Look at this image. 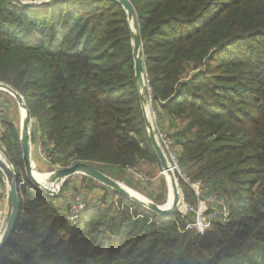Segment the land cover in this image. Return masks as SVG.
<instances>
[{"label": "trees", "instance_id": "obj_1", "mask_svg": "<svg viewBox=\"0 0 264 264\" xmlns=\"http://www.w3.org/2000/svg\"><path fill=\"white\" fill-rule=\"evenodd\" d=\"M129 1L156 124L174 128L166 132L179 145L184 200L217 194L229 215L200 234L185 228L195 214L160 218L101 185L71 224L68 202L57 200L66 183L55 196L31 184L18 133L4 122L0 150L18 175L20 214L0 264H264V0ZM0 83L23 97L52 166L83 161L110 175L159 163L119 2L26 9L0 0Z\"/></svg>", "mask_w": 264, "mask_h": 264}, {"label": "water", "instance_id": "obj_2", "mask_svg": "<svg viewBox=\"0 0 264 264\" xmlns=\"http://www.w3.org/2000/svg\"><path fill=\"white\" fill-rule=\"evenodd\" d=\"M56 1L59 0H42V1L13 0V2L17 6L26 9L38 8ZM115 1L119 2L122 8L124 9L126 13L127 21L129 23L131 44H132V55L134 60V77L139 92V100L142 107L148 139L150 141L152 149L154 150V153L158 158L160 168L162 169L163 172L168 171L169 174H171V178L169 179V182L171 183L172 186L173 200L170 206L164 207L163 205H158L148 200H144L132 196L122 183L114 180L113 178L99 171L93 165L83 161H76L68 166H63L61 168H58L50 172L49 174H47V178L45 181L37 179L35 177V171L33 170L31 158H30L29 111L23 101L22 96L18 94L15 90H13L12 88H10L9 86L3 83H0V89L13 95L20 103L21 108L24 109L25 111V116L22 119V123H21L20 147L22 152V156H21L22 162L24 166V176L31 184H33L35 187L42 190L46 194L50 196H55L58 194L63 182L68 177H70L74 173H82L88 176L89 178H91L92 180L130 199L135 204H138L148 209L149 211L158 215L160 218H165L166 216H169L176 211V206L180 201L179 192H178L179 188L175 183V175L174 172L171 171L170 169L168 159L157 141L153 120L152 118H150L148 112L146 111V106L148 103L146 97L142 92V89L145 87V84H143V74H144L145 66H144L141 38L139 33H137L138 26L136 22L135 10L129 0H115ZM131 20L134 21L133 28L135 29L136 33L133 32V29L130 26ZM0 171L3 174L4 178H6L8 184V198L10 202V211L8 214V218L5 223L4 230L0 236V250H1L4 247V245L7 244L12 232L15 229L16 221L20 214V211H19V197H18L17 183H16L18 179V175L11 168L10 164L6 160H4L1 156H0Z\"/></svg>", "mask_w": 264, "mask_h": 264}, {"label": "rangeland", "instance_id": "obj_3", "mask_svg": "<svg viewBox=\"0 0 264 264\" xmlns=\"http://www.w3.org/2000/svg\"><path fill=\"white\" fill-rule=\"evenodd\" d=\"M38 1H42V0H38ZM133 22H134L133 20L130 21V26L133 29V32L136 33L135 29L133 28ZM137 33H139L138 28H137ZM145 73L147 74L146 69L144 70V74ZM147 77H148V74H147ZM143 84H145V86H146V75H143ZM23 101H24V99H23ZM0 102H1V105H0V122H1L2 126L5 128V125L3 124L4 122H6V123L12 122L13 126L15 127V129L18 133V137L20 139L21 123H22V119H23L22 113H21L22 108H21L20 103L17 101V99L13 95H11L10 93H8L4 90H1V89H0ZM24 103H25V101H24ZM26 107H27V105H26ZM151 107H152L151 102L148 100V104L146 106V111L148 112V115L150 116V118H152L151 117V115H152ZM29 115H30V113H29ZM157 122H158V120H157ZM161 125H162V129L163 128H164V130L166 129L165 131L173 133L174 128L168 129V127H169L168 123H163ZM161 125H159V126L161 127ZM36 126L37 125H36L35 119H33L30 116V121H29L30 148H31L32 152L37 151V153L39 155V150H37L38 147L36 148V145L33 143L34 138L31 139L32 133L34 131H36V128H37ZM5 131H6V128H5ZM34 136H35V133H34ZM175 145H177L179 147V145L177 143ZM47 151H49V150L47 149ZM0 156L4 160H6V158L2 154L1 150H0ZM39 157H40V155H39ZM141 163L142 164L143 163L150 164L152 162L142 161ZM11 168H12V166H11ZM58 168H61V167L54 166L51 169V171H54ZM170 168L174 172L175 183L177 184V187L180 189L178 178H182V177L178 176L176 169L173 170L172 167H170ZM12 169L14 170V168H12ZM36 169L33 167V170L35 171V177L37 179L45 181L47 178V175L42 174L41 172L37 171ZM181 169H182L183 178L185 179L186 173H185L183 168H181ZM111 173L112 174H110V175L107 174V175L109 177L113 178L114 180L119 181L125 187H128V188L132 189L133 191L139 193L146 200L153 202V203H156V204H159V205H163L165 207L167 200H168V196H169V178L167 177L168 175L162 171L159 163H154V166L147 165V166H144L142 168L136 167L134 174L127 171V173H126L127 175H126L121 170L120 171L119 170H112ZM136 174H140L142 176V179H140ZM2 180H3V183H2V185L0 184L1 196H2V194L4 196L7 195V198H6V196H5V198H6V200L8 199L9 211H10V202H9V198H8V184H7L6 178H4L3 174H2ZM127 181H129V182H127ZM102 186H104V185H102ZM179 192H180V190H179ZM100 193L103 194L102 192H99V194ZM65 194L70 195V192L67 191ZM77 196H78L77 193L72 194V192H71V198H70L71 203L79 202V199ZM191 205H194V204H191ZM188 215H190V217L193 218L191 214H188ZM21 217L26 219L27 213L26 212L22 213Z\"/></svg>", "mask_w": 264, "mask_h": 264}, {"label": "built area", "instance_id": "obj_4", "mask_svg": "<svg viewBox=\"0 0 264 264\" xmlns=\"http://www.w3.org/2000/svg\"><path fill=\"white\" fill-rule=\"evenodd\" d=\"M23 1H33V0H23ZM38 1V0H34ZM146 75V86L148 89V100L151 102L152 98L150 95V87L148 86L149 79ZM1 105V102H0ZM151 117L154 124L155 129V135L157 138V141L162 148L163 152L166 154L168 162L170 164V167L172 169L177 170V174L179 177L183 178L182 175V169L179 166V147L173 143L168 133L157 126L156 124V113L155 110L151 107ZM5 132V128L2 126L0 122V137ZM35 134L38 135L39 130L37 129L34 131ZM37 147L39 150V155L43 160L48 161L46 153L41 146V143L38 138ZM12 166V165H10ZM54 166L62 167L60 165L55 164ZM53 166V167H54ZM13 168V166H12ZM128 172L133 173L135 172L134 168H127ZM140 179H142V176L140 174H136ZM190 186L193 188L195 195L199 197L201 195V188L199 182H194L190 184ZM179 203L176 206V211L181 215H188L190 213L195 214V220L192 222H189L186 224V229H195L198 233L202 234L205 230L210 228L211 223L215 219H220L222 223L226 221V218L229 215V210L227 209L226 203L224 198L218 196L217 194H210L206 195L202 199H197L196 205H191L185 202L183 193L181 189H179ZM7 198V195H5ZM86 202L79 200V202L71 203V200L67 203V208L64 211V217L67 221H69L71 224H76L80 217L82 216L83 212L87 208ZM8 211L5 212L3 210H0V236L4 230L5 223L8 218Z\"/></svg>", "mask_w": 264, "mask_h": 264}, {"label": "crops", "instance_id": "obj_5", "mask_svg": "<svg viewBox=\"0 0 264 264\" xmlns=\"http://www.w3.org/2000/svg\"><path fill=\"white\" fill-rule=\"evenodd\" d=\"M37 148V143H38V135L35 134L34 136V142ZM38 150V148H37ZM36 153V154H35ZM30 158H31V163L32 166L39 172H41L44 175L49 174L53 166L46 160H43L41 156L39 157L37 151L32 152L30 148ZM154 166V163H140L137 167L142 168L144 166ZM66 183V185L63 187V192L59 194V197L57 200H59V204H62L64 206L67 202L70 201L71 198V192L72 194L77 193L78 194V199L86 202L87 204H95L103 193V189L100 183L94 182L91 178L88 176L82 174V173H74L70 177H68L63 184ZM62 184V185H63ZM62 187V186H61ZM70 192L69 194H65L66 192ZM159 205V204H158ZM0 210H3L5 212H9V203L8 199L6 200L5 196L2 194L0 196Z\"/></svg>", "mask_w": 264, "mask_h": 264}, {"label": "bare ground", "instance_id": "obj_6", "mask_svg": "<svg viewBox=\"0 0 264 264\" xmlns=\"http://www.w3.org/2000/svg\"><path fill=\"white\" fill-rule=\"evenodd\" d=\"M21 111H22V112H21V113H22V117L24 118V116H25V111H24L23 109H22ZM170 169H171V168H170ZM171 171H172V170H171ZM164 172H165V174L168 175L167 177L170 179V178H171V174H169L168 171H164ZM125 188L128 190V192H129L132 196H135V197H137V198H141V199L146 200V199H145L142 195H140L139 193L133 191L132 189H130V188H128V187H125ZM172 200H173V191H172L171 183L169 182V196H168V200H167V203H166L165 207L170 206Z\"/></svg>", "mask_w": 264, "mask_h": 264}]
</instances>
